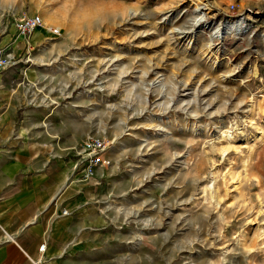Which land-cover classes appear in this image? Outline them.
<instances>
[{"label": "rangeland", "instance_id": "374dc122", "mask_svg": "<svg viewBox=\"0 0 264 264\" xmlns=\"http://www.w3.org/2000/svg\"><path fill=\"white\" fill-rule=\"evenodd\" d=\"M0 5L20 42L0 125L67 158L111 143L73 264H264V0Z\"/></svg>", "mask_w": 264, "mask_h": 264}, {"label": "crops", "instance_id": "0c3cea01", "mask_svg": "<svg viewBox=\"0 0 264 264\" xmlns=\"http://www.w3.org/2000/svg\"><path fill=\"white\" fill-rule=\"evenodd\" d=\"M0 42L12 50L20 46L8 36ZM18 70L0 72L5 89L19 79ZM29 71L32 75L34 70ZM40 125L34 121L28 127ZM14 127L0 125V264H73L69 257L86 247L77 225L90 218L84 214L95 201L91 196H100L98 180L106 166L97 169L93 180H85L74 172L77 154L67 158L54 152L51 139L43 136L10 137ZM64 210L70 214L64 215Z\"/></svg>", "mask_w": 264, "mask_h": 264}, {"label": "built area", "instance_id": "2783aa9c", "mask_svg": "<svg viewBox=\"0 0 264 264\" xmlns=\"http://www.w3.org/2000/svg\"><path fill=\"white\" fill-rule=\"evenodd\" d=\"M43 25L41 16H26L16 22L17 35L21 36L29 46L30 38L34 32ZM19 63V57L14 50L0 49V70L9 69ZM111 143L102 137H90L82 150L77 154L74 163V172L79 174L85 180H93L96 177V171L101 166H106V154ZM97 184V183H96ZM68 210H64L63 214L67 215ZM46 245L40 247V251L44 252Z\"/></svg>", "mask_w": 264, "mask_h": 264}, {"label": "bare ground", "instance_id": "6f19581e", "mask_svg": "<svg viewBox=\"0 0 264 264\" xmlns=\"http://www.w3.org/2000/svg\"><path fill=\"white\" fill-rule=\"evenodd\" d=\"M1 6V5H0ZM10 240L14 239V237L12 235H9Z\"/></svg>", "mask_w": 264, "mask_h": 264}]
</instances>
